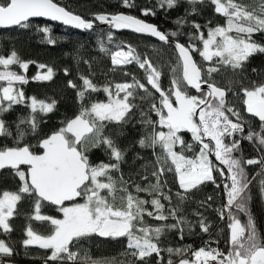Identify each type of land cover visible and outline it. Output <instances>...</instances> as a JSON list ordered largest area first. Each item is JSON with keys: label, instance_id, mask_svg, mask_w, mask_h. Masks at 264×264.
<instances>
[{"label": "snow or ice", "instance_id": "snow-or-ice-1", "mask_svg": "<svg viewBox=\"0 0 264 264\" xmlns=\"http://www.w3.org/2000/svg\"><path fill=\"white\" fill-rule=\"evenodd\" d=\"M180 2L155 0L154 5H145L139 10L142 16H156L157 11L171 10ZM186 2L192 6L191 11L176 19V30L165 32L131 14L100 12L93 13L88 19L57 0H0V28L27 29L32 18L43 17L75 29L94 31L98 22L116 30L127 29L154 37L174 46L177 52L176 64L170 69V85L165 89L160 80L161 71L148 57L142 59L132 45L120 42L112 51L101 41V51L110 55L113 70L115 66L135 62L144 70L146 84L154 92L134 75L131 82L105 84L102 88L89 76L80 75L78 79L82 83L79 85L69 80L67 86L76 90L80 104L78 114L40 139L39 151L30 144L21 143L26 131L20 126L27 124L28 130L35 133L37 112L51 113L58 102L26 97L22 88H14V84L24 85L29 80L26 75L10 70V66L18 65L26 72L31 62L23 61L15 50L6 57L0 55V66L4 69L0 71V81L7 82V86H0V117L11 111L14 105L29 100L27 106L31 110L29 118L15 125V136L6 121L0 118V137H13L14 140V146H0V170H13L21 181L18 191L5 190L0 194V229L5 234L10 233L13 230L10 219L17 214L18 203L32 198L35 215H30L29 220L48 222L51 231L46 235L39 234L29 224L22 244L50 250L45 264L48 261L53 264H153V257L156 258L155 264H162L164 258L161 253L164 251L169 254L167 264H176L173 256L180 257L178 264H264V237L258 234L248 207L252 199L250 186L257 177L260 178L259 194L264 200V83L253 82L251 88L242 86L239 92L233 93L237 96L242 93L244 111L250 117L258 118V126H253L240 109L226 100L227 92L233 89L219 87L213 78V73H218L220 66L230 67L233 72L243 71L250 57L264 53V45L252 39L253 34L264 33V0H254L253 5L237 0H209L215 13L225 17V25L207 27L193 21L191 27L195 33L187 34L180 29L188 23V15L198 12L196 5L203 4L205 0ZM121 4L126 8L137 7L134 0H121ZM202 27H207L206 36ZM40 31L46 34L47 43H57L50 27H43ZM183 35L188 36L185 43L180 41ZM107 40L109 43L113 41L111 31L107 33ZM192 41H199L202 49ZM196 53L203 61L218 59L205 71L193 59ZM38 68H47V71L45 74L37 73L33 80L50 81L53 78L52 67L39 64ZM64 72L68 75V69ZM124 74L129 75L127 72ZM202 85H207V91ZM191 89L199 95L191 94ZM101 90L107 94V102L92 100L90 93ZM137 99L149 102L148 109L135 103ZM135 109H139V123L145 128L138 144L141 148L152 149L155 157L151 172L155 182L144 176L143 180L149 182L143 187L124 179L121 163L125 150L105 131L110 124L122 126L131 122L137 115ZM152 113L158 119L153 120ZM183 131L192 134L195 144L182 139L180 133ZM242 141L249 142L257 155L245 157L241 151ZM177 145L180 146L179 151L174 150ZM197 147L199 151L192 157L184 154L194 152ZM93 149H101L108 162L93 164L89 155ZM211 157H215V161ZM21 166H26V169ZM249 166H258L259 171L250 176ZM167 173H173L178 184L175 203L171 190L165 191ZM208 182L217 188L222 185L225 202L217 211L221 219L227 215L229 220L227 251L201 247L188 257L185 255L187 249L161 247L160 238L165 233L176 231L183 239L185 227L191 229L183 214V205L194 190L198 191ZM140 193H147L150 199L143 198ZM207 200H212V197H207ZM45 202L54 206L62 218L41 214ZM200 203L203 206L207 201ZM240 214L247 216L245 223L239 219ZM195 215L200 217L201 231L208 232L209 225L202 213L197 211ZM145 217L161 223L149 224ZM93 235L126 238L125 256L129 259L98 261L86 252L81 255L73 250L79 241ZM14 252L10 243L0 239V264H11Z\"/></svg>", "mask_w": 264, "mask_h": 264}, {"label": "trees", "instance_id": "trees-1", "mask_svg": "<svg viewBox=\"0 0 264 264\" xmlns=\"http://www.w3.org/2000/svg\"><path fill=\"white\" fill-rule=\"evenodd\" d=\"M57 2L67 5L70 10L76 14H80L85 18L90 19L93 13L97 12H125L134 16H138L148 22L157 25L161 31L176 30L177 25L174 23L178 17H184L186 12L191 11V5L186 0H181L179 5L171 10L157 11L156 16H142L140 7L148 5L152 6L155 0H134L137 7L126 8L121 4V0H57ZM237 2L253 5L254 0H237ZM198 12L196 14L188 15V23L180 29L183 33H195V29L191 27V22H196L202 26L215 27L217 25H225V17L215 13L214 5L209 0H205L203 4H197ZM209 21L211 22L209 24ZM43 27H50L51 35L57 40L55 45L47 43L46 34L40 31ZM207 27H202V31L207 30ZM111 31L102 26L97 25L95 30H77L70 27L63 26L59 23L49 22L41 19H32L31 26L27 29L15 28H1L0 29V55L8 56L11 51L15 50L23 61L29 63V68L25 70L20 69L18 65L10 66V69L17 71L20 74L27 76L29 82L24 85L17 84V88H22L26 97H36L39 100L50 102V99H55L58 103L53 112L43 114L37 112L38 128L35 133L28 130L27 124H21V128L26 131V135L21 141L22 144H30L35 150L38 149V142L40 139L48 135L50 132L58 130L63 126V122L68 118L78 114L80 104L77 100L76 90L69 88L68 81L73 80L78 85L82 83L78 79L80 75L89 76L95 84L102 86L105 84L131 82L134 75L142 83L146 84L145 73L135 63L129 65L114 66L111 63L109 54L101 51L100 44L103 41L106 48L115 51V45L124 42L125 44L132 45L141 58L148 57L153 65L161 71V84L162 87L167 89L170 85L169 67L176 62L177 56L171 45L156 41L148 36L134 34L128 31H111L113 34V41L111 43L107 40V33ZM253 40L264 45V33H255L252 37ZM180 41L185 43L188 41V36L183 35ZM198 46L199 41H192ZM193 59L205 71L209 66H213L218 58H213V61H203L198 53L194 54ZM88 61V63H84ZM44 64L52 67L54 71L53 78L50 81L33 80L34 68ZM0 69L1 66H0ZM68 69V75H65L64 70ZM253 69H256L253 72ZM46 73L47 68L43 69ZM127 72L129 75H125ZM37 73V72H36ZM214 82L221 88L227 90L232 88V92H227L226 100L236 108L241 110L253 126H258L259 121L243 112L242 93L237 96L234 92H239L240 88L253 86L256 84L264 83V53H256L246 62L243 71L237 70L233 72L230 67L220 66L218 73H213ZM4 81H0V84ZM146 86L151 92L150 85ZM191 94L199 95L198 92L190 90ZM141 94L146 95L141 91ZM157 97L158 93L155 94ZM91 99L94 101H102L106 98V93L102 90L99 92L90 93ZM30 102L26 101L24 104L14 105L12 110L5 113L2 117L12 131L13 136L16 133L15 125L22 119L29 118L31 110L27 106ZM85 103H88L86 100ZM141 108L147 110L149 102H142L139 99L135 101ZM137 115L131 122L123 124L122 126L110 124L106 128V133L111 134L121 149L125 150L124 160L121 163V172L125 180H130L141 186H147L148 182H155L151 176L154 168V160L152 149L141 148L138 140L145 134V128L139 123V109H135ZM152 119L156 120L158 117L155 113L151 114ZM235 119V118H233ZM182 139L187 143L195 144L192 140V134L187 131L180 133ZM206 141V140H205ZM0 146H14L13 137H0ZM180 150L177 145L174 149ZM159 151V149H157ZM198 147L194 152H185L184 154L192 157L195 152H198ZM241 151L244 156L251 158L257 155L253 146L247 142H241ZM90 160L93 164L100 161L108 162V157L101 149H93L90 152ZM215 161V157H211ZM23 169L25 167L21 166ZM249 175H254L259 171L258 166L248 167ZM119 175V174H117ZM144 176H148L149 181L143 180ZM166 178L168 185L165 191L171 190L174 197L175 193L179 190L178 184L174 178L173 173H167ZM259 177L253 181L251 187L252 199L249 202V211L256 224L257 232L264 237V200L261 199L258 188ZM21 181L14 175L13 170L5 169L0 170V194L3 191H18ZM145 199H150L147 193H140ZM211 196L212 200L208 201L207 197ZM201 201L207 203L201 206ZM225 202V197L222 190V185L217 188L212 183L208 182L201 186L198 191L194 190L191 198L183 205V214L186 216L191 224V229L185 227L183 239L180 238L176 231L167 232L160 238V246L163 248H184L188 251L185 255H189L191 250L199 245L204 247L213 246L222 251H227V241L230 235L228 228L229 220L227 215L224 219L220 218L217 209H219ZM166 203V202H165ZM151 210V209H150ZM202 213L205 218V223L209 225V231L203 232L199 226L200 217L196 216V212ZM41 213L49 216H55L58 212L54 206L43 204ZM34 216V204L32 198H25L17 205V214L10 219V224L13 230L10 233H3L0 229V239L10 243L15 249L11 263L14 264H45V257L48 255L47 250L40 249L38 246L25 247L22 241L25 238V228L29 224L32 225L34 230L39 234H48L51 229L48 222H39L29 220V216ZM149 224L155 225L157 221H153L145 217ZM242 223H245L247 216L244 214L239 215ZM171 221H169L170 223ZM126 238L111 239L98 237L93 235L91 237L83 238L77 243L74 251H79L81 255L85 252L94 260L106 261L116 260L124 261L129 259L125 256ZM163 256L162 264H167L169 254L167 251L161 253ZM155 257H153V264H155ZM172 259L178 263L180 257L173 256ZM48 264H53L48 261ZM72 264V262H66Z\"/></svg>", "mask_w": 264, "mask_h": 264}, {"label": "water", "instance_id": "water-1", "mask_svg": "<svg viewBox=\"0 0 264 264\" xmlns=\"http://www.w3.org/2000/svg\"><path fill=\"white\" fill-rule=\"evenodd\" d=\"M97 13H100V12H97ZM106 13H108V12H106ZM114 13H118V12H114ZM119 13H125V12H119ZM125 14H127V13H125ZM92 18V17H91ZM90 18V19H91ZM32 19H41V20H45V21H49V22H55V23H59V24H61V25H63L61 22H59V21H50V20H48L47 18H43V17H41V18H32ZM146 21V20H145ZM146 22H148V21H146ZM148 23H151V22H148ZM97 24L99 25V26H102V27H104V28H106V29H108V30H111V31H114V32H118V31H128V32H131V33H134L133 31H131V30H127V29H125V30H116V29H114V28H111L110 26H108V25H104V24H99L98 22H97ZM153 24V23H152ZM63 26H66V27H70V28H73V27H71V26H68V25H63ZM1 29V28H0ZM73 29H75V28H73ZM77 30H82V29H77ZM134 34H137V33H134ZM139 35H144V36H148V35H145V34H139ZM148 37H150V36H148ZM150 38H152V39H154V40H156V41H158L156 38H154V37H150ZM160 42V41H159ZM163 43V42H162ZM172 46V45H171ZM172 48H173V50H174V52H175V54H176V56H177V52H176V50L174 49V46H172ZM37 73H39V72H37ZM37 73H35L34 75H33V77L34 76H36L37 75ZM202 88L205 90V91H207V85H202ZM193 92H196V90H194V89H191ZM243 112H244V114H246V115H249V114H247L245 111H244V105H243ZM75 116V115H74ZM74 116H72V117H70V118H68V119H71V118H74ZM67 119V120H68ZM256 120H258V118H255ZM54 132V131H53ZM52 132H50L48 135H50ZM47 136V135H46ZM45 136V137H46ZM44 138V137H43ZM39 143V142H38ZM39 151V150H38ZM23 167H25V169H26V166H23ZM97 236V235H96ZM99 237V236H98ZM11 264H14V263H11Z\"/></svg>", "mask_w": 264, "mask_h": 264}, {"label": "rangeland", "instance_id": "rangeland-1", "mask_svg": "<svg viewBox=\"0 0 264 264\" xmlns=\"http://www.w3.org/2000/svg\"><path fill=\"white\" fill-rule=\"evenodd\" d=\"M206 34H207V30L205 31V36H206ZM234 34V33H233ZM198 48H201L202 49V44L199 42V44H198V46H197ZM125 51H127V48H125ZM6 57V56H5ZM206 62H209V61H206ZM133 63H135V62H133ZM136 64V63H135ZM175 64H176V62L175 63H173V64H171V66L169 67V75H170V79H171V76H172V73H171V68L173 67V66H175ZM137 65V64H136ZM138 66V65H137ZM1 68L2 69H0V71H3L4 69H3V67L1 66ZM11 70V69H10ZM36 72H39V73H41V74H45V71L43 70V69H40V68H38V65L34 68V74L36 73ZM33 74V75H34ZM32 75V76H33ZM0 86H7V82L6 81H4V82H2L1 84H0ZM14 88H17V84H14ZM123 95V93H121V96ZM107 99H108V97H107V94H106V98L104 99V100H102V101H104V102H107ZM29 102H30V100H29ZM205 142H207V139H206V141ZM82 202V201H81ZM42 214V213H41ZM43 215H46V214H43ZM53 217H56V218H62V214H60V213H57L55 216H53ZM230 231V230H229ZM25 238H26V236H25ZM24 238V239H25ZM201 247H204V246H201V245H199V246H197V247H195V248H193L192 250H191V252L192 251H194V250H197V249H199V248H201ZM191 252H190V254L188 255H186V256H188V257H191ZM47 253H48V255H50V250H47ZM178 264V263H177Z\"/></svg>", "mask_w": 264, "mask_h": 264}, {"label": "bare ground", "instance_id": "bare-ground-1", "mask_svg": "<svg viewBox=\"0 0 264 264\" xmlns=\"http://www.w3.org/2000/svg\"><path fill=\"white\" fill-rule=\"evenodd\" d=\"M98 25V24H97ZM41 74V73H40Z\"/></svg>", "mask_w": 264, "mask_h": 264}, {"label": "built area", "instance_id": "built-area-1", "mask_svg": "<svg viewBox=\"0 0 264 264\" xmlns=\"http://www.w3.org/2000/svg\"><path fill=\"white\" fill-rule=\"evenodd\" d=\"M212 247V246H211ZM213 248V247H212Z\"/></svg>", "mask_w": 264, "mask_h": 264}]
</instances>
